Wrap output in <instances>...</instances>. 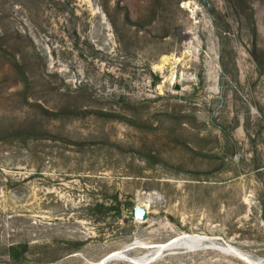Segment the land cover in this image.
I'll list each match as a JSON object with an SVG mask.
<instances>
[{"label": "rangeland", "instance_id": "rangeland-1", "mask_svg": "<svg viewBox=\"0 0 264 264\" xmlns=\"http://www.w3.org/2000/svg\"><path fill=\"white\" fill-rule=\"evenodd\" d=\"M0 264H264V0H0Z\"/></svg>", "mask_w": 264, "mask_h": 264}, {"label": "water", "instance_id": "water-1", "mask_svg": "<svg viewBox=\"0 0 264 264\" xmlns=\"http://www.w3.org/2000/svg\"><path fill=\"white\" fill-rule=\"evenodd\" d=\"M131 219H135L139 222H146L148 219V213L145 208H142L140 206H137L133 213L130 214L129 216Z\"/></svg>", "mask_w": 264, "mask_h": 264}, {"label": "bare ground", "instance_id": "bare-ground-1", "mask_svg": "<svg viewBox=\"0 0 264 264\" xmlns=\"http://www.w3.org/2000/svg\"><path fill=\"white\" fill-rule=\"evenodd\" d=\"M155 199H150V204H154L155 203ZM195 241V240H194ZM190 241H186V238H184V239H181L180 241H175V242H173V243H171L168 247H170V246H181V245H187L188 243H189ZM192 242V241H191ZM190 244V243H189ZM188 244V245H189ZM161 247V246H160ZM157 249V248H156ZM160 249V248H159ZM163 250V249H162ZM122 256V255H121Z\"/></svg>", "mask_w": 264, "mask_h": 264}]
</instances>
